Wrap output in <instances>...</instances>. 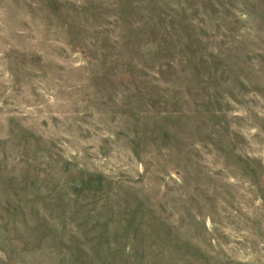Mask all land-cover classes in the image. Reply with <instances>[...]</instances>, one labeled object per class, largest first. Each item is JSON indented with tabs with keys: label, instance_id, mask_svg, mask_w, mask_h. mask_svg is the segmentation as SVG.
<instances>
[{
	"label": "rangeland",
	"instance_id": "1",
	"mask_svg": "<svg viewBox=\"0 0 264 264\" xmlns=\"http://www.w3.org/2000/svg\"><path fill=\"white\" fill-rule=\"evenodd\" d=\"M0 264H264V0H0Z\"/></svg>",
	"mask_w": 264,
	"mask_h": 264
}]
</instances>
